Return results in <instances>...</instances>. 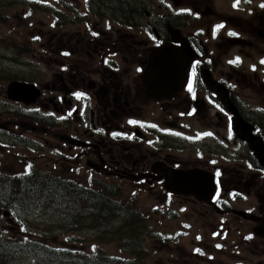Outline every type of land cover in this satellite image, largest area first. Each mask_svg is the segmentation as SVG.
<instances>
[{
    "label": "flooded vegetation",
    "instance_id": "1",
    "mask_svg": "<svg viewBox=\"0 0 264 264\" xmlns=\"http://www.w3.org/2000/svg\"><path fill=\"white\" fill-rule=\"evenodd\" d=\"M19 1L31 14L41 9L51 38L47 44L37 38L44 78L34 71L33 79L7 82L5 96L15 107L0 112V188L17 189L23 175L31 186L36 170L88 189H129L122 201L134 211L142 192L153 194L141 237L169 245L186 234L156 228L154 215L177 221L188 211L180 202H201L219 221L206 233L199 223L194 234L193 224L183 222L195 257L206 264H264L261 224L250 218H264V165L255 149L264 155V0ZM164 47L177 61L186 59L184 80L151 96L143 77ZM13 82L33 85L37 100L11 101ZM18 129L43 133L53 161L44 156L39 164L30 151L44 147ZM21 143L28 154L14 159ZM6 147V159L23 172L6 171ZM174 179L203 188L198 197L172 192ZM14 211L0 209V217ZM243 223L251 231L244 233ZM242 252L257 260L231 261Z\"/></svg>",
    "mask_w": 264,
    "mask_h": 264
},
{
    "label": "rangeland",
    "instance_id": "2",
    "mask_svg": "<svg viewBox=\"0 0 264 264\" xmlns=\"http://www.w3.org/2000/svg\"><path fill=\"white\" fill-rule=\"evenodd\" d=\"M25 7L28 8V6L23 5V3L19 0H0V112L4 110L7 111L8 109L15 107L11 105L9 101H7L5 96L7 82L9 83L11 79H21L26 81L33 79L32 74L34 71H38V75L41 76L39 78L40 80L44 78L42 67L38 65L41 62L40 57L36 56V54L40 53L39 51L41 48H43V46L42 43H37V38L41 35L44 39V42L47 44L48 39L51 38L49 34L50 30L48 29L46 18L41 9L34 7V14H31L26 11L27 9ZM54 38L56 39V37ZM55 46L56 45H54V47ZM74 49L78 51V54H81V51L78 48ZM18 119L21 122L27 123L26 117H18ZM35 123L38 124L36 121ZM18 132L23 133L25 137H29L30 139L35 138V145L44 147V150L41 151H30L31 156L38 157L37 161L39 164L43 166L45 165L46 161L43 158L44 156H48L53 161L55 155L49 152L50 147L48 144H46L43 133H24L21 129H18ZM21 133L19 134L22 135ZM1 137L9 139L3 135H1ZM37 142L39 143L37 144ZM21 144L22 145L17 146L18 148L12 150L14 159L15 155H21L23 153L28 154L26 144ZM6 150H10V148H4L2 151L3 155V152H6ZM186 156L190 157L189 154H186ZM14 159L10 157L6 159V156L4 155L3 160L5 163V168H7L6 171L10 172V174L23 172V169L20 168L21 165L15 164ZM14 165H16V167H14ZM2 168L4 167L1 164L0 170ZM41 174L54 175L51 172H41ZM56 174L59 175V173ZM128 194L129 189L123 190L120 194V199H125L127 196H129ZM138 197L139 204L134 216L147 219L150 214H152V206L155 205L157 197L153 194L151 196L149 193L144 192H142ZM180 203H185L188 207V211L182 213V217L179 220H170L168 218L162 217V215H160L157 219V215H154L156 218L153 217V221L156 222L152 225H154L156 228L159 227L162 230L166 229L171 232L175 230L182 231L186 235L184 237H180L178 242L173 239V242L170 243L171 245L168 243L163 244L161 242H157L155 241L156 238H150V242L148 238L144 239L143 241L148 245L150 251L145 253L144 256L138 257V261L142 264L144 262H147L148 264H166L168 262H172V260H175L173 262L174 264H206L204 260L195 257L191 253L195 241L191 235L189 236V232L185 227H183L182 230H180V228H182L184 225L183 222L192 223L193 226L191 230L192 234H194L198 232L197 227L199 223H202L204 224V231L206 233L211 229L210 224H217L219 218H217V214H214L213 211L211 212L207 210V207H204L201 202L194 203L190 200H184V202ZM180 203H178L176 206L177 209H179ZM29 205H31V207L35 206L33 203ZM16 206L19 208L12 213V218L0 217V241L7 239L18 241L21 239L20 237L33 238L37 231H33L32 229L37 228L39 231H41L39 233H42L41 237L38 239L46 243L48 246L68 247L67 243H65L68 237H75L79 240V243H76V247L80 249H84L86 251L90 250V252H92L93 248L96 247V244L91 242L93 232H96L95 230H91L89 235H78L76 233H69L67 235L62 234L60 225L63 224V222H61L63 219H59L57 217L64 218L65 213H73L76 210L72 209L70 211L69 209H61L60 212L55 210L53 212L47 213L46 210H42L40 208H38L39 210H35V208L32 211H26V209H24V211L20 205V202L16 204ZM234 207L236 206L234 205ZM41 211H44V214H40ZM157 221L161 225L164 223L165 225L160 227L158 226ZM243 225L247 227V230L244 233L251 231V225L249 223H243ZM139 227L140 224H138L137 228ZM140 228H142V226ZM85 239H87L88 242L84 243ZM105 249L107 253L113 257L124 256V253H122L115 244L105 246ZM37 256L23 251L21 252L17 261L14 258H11L12 260L16 261L12 264L52 263L51 261H45L41 256ZM250 256L252 255L247 252H242L240 255H234L231 261L257 260L256 258L252 260ZM127 257H130V255H127Z\"/></svg>",
    "mask_w": 264,
    "mask_h": 264
},
{
    "label": "trees",
    "instance_id": "3",
    "mask_svg": "<svg viewBox=\"0 0 264 264\" xmlns=\"http://www.w3.org/2000/svg\"><path fill=\"white\" fill-rule=\"evenodd\" d=\"M18 181L22 182V185L15 190L0 188V209H18L16 204L20 202L23 210L40 208L47 213L55 210L60 212L61 209L76 210L72 216L71 213H65L64 218L57 217L64 220H61L63 224L60 225L62 234L89 235L91 230H95L91 242H94L96 247L92 252L80 249L76 247L79 240L75 237H68L65 242L68 247L48 246L38 239L41 237V231L33 228V231H37L33 238L20 237L18 241H0V264L16 262L23 251L41 256L45 261H51V264H142L138 257L150 251L141 237V228H137L145 219L134 216L136 211L133 207L115 197H119V189L106 187L92 190L71 185L54 177L46 179V176L38 173L34 176L31 186L26 178H20ZM27 199L33 201L35 206L31 207ZM40 214H44V211ZM148 237L157 238L155 235ZM86 242L87 239L84 243ZM111 244H115L124 256L109 255L105 246Z\"/></svg>",
    "mask_w": 264,
    "mask_h": 264
},
{
    "label": "water",
    "instance_id": "4",
    "mask_svg": "<svg viewBox=\"0 0 264 264\" xmlns=\"http://www.w3.org/2000/svg\"><path fill=\"white\" fill-rule=\"evenodd\" d=\"M175 53L176 52L170 51L168 48L164 47L162 48V50L154 52L153 55L151 56L149 67L147 68L146 74L143 77L144 83L147 86L151 96L157 95L159 89H161L162 87H163V93L165 94L166 89L170 88L171 91L173 88L179 86L176 85L178 82L184 80V72L186 71V67H184V63H186L187 61L186 59H184L183 55H182V59L178 57V61H177L176 58L174 57L176 56ZM175 71L178 72L175 73ZM38 95L39 93L37 92L36 88L31 84H27L23 82H13L8 87V98L13 101L20 100L26 102L27 104H31L37 100ZM255 149H256L257 158L260 160L261 164L264 165V155L260 151H258L257 148ZM194 177H196L195 174L192 175V178ZM179 181L177 183L176 179H174V185L172 188L168 187L169 190H171L172 192L182 193V194L185 193L188 195L196 193V197H198V191L202 190L203 188V186L201 185L196 186V183H194V185H189L187 182H179ZM262 204H263V212H264V200L262 201ZM250 218H252L253 221L259 222L261 224V226L257 228L256 233L264 237V218L259 219L258 217L255 216H252Z\"/></svg>",
    "mask_w": 264,
    "mask_h": 264
},
{
    "label": "snow or ice",
    "instance_id": "5",
    "mask_svg": "<svg viewBox=\"0 0 264 264\" xmlns=\"http://www.w3.org/2000/svg\"><path fill=\"white\" fill-rule=\"evenodd\" d=\"M237 3H239V0H237ZM262 7H264V5H262ZM230 34H232V33H230ZM232 35H234V34H232ZM236 62H239L238 59ZM261 63H264V61H261ZM193 73H195V69H193ZM77 95H79V94H77ZM217 175H219V173H217Z\"/></svg>",
    "mask_w": 264,
    "mask_h": 264
},
{
    "label": "bare ground",
    "instance_id": "6",
    "mask_svg": "<svg viewBox=\"0 0 264 264\" xmlns=\"http://www.w3.org/2000/svg\"><path fill=\"white\" fill-rule=\"evenodd\" d=\"M33 203V201H29V203L28 204H32Z\"/></svg>",
    "mask_w": 264,
    "mask_h": 264
}]
</instances>
